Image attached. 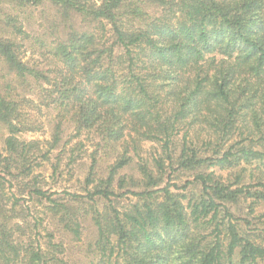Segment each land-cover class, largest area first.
Masks as SVG:
<instances>
[{
    "label": "trees",
    "instance_id": "1",
    "mask_svg": "<svg viewBox=\"0 0 264 264\" xmlns=\"http://www.w3.org/2000/svg\"><path fill=\"white\" fill-rule=\"evenodd\" d=\"M37 90L54 112L46 143L19 136L39 129L24 110ZM2 128L0 264H69L64 237L82 244L88 220L82 264H264L251 235L264 224V0H0ZM83 136L96 143L84 193L54 198L37 155ZM144 142L161 154L141 157ZM26 196L51 226L29 220Z\"/></svg>",
    "mask_w": 264,
    "mask_h": 264
},
{
    "label": "rangeland",
    "instance_id": "2",
    "mask_svg": "<svg viewBox=\"0 0 264 264\" xmlns=\"http://www.w3.org/2000/svg\"><path fill=\"white\" fill-rule=\"evenodd\" d=\"M38 14V13H37ZM37 59L38 55H34V57L31 56V53H27V58ZM40 92L37 90L32 94L28 95V98L30 100H35L36 104L32 105L30 107L25 106L24 110L28 112V118H31L39 125V129H33L31 131L24 132L20 134L19 136L21 139L27 140V141H35L39 140L42 142H45L47 140L51 139V132H52V126H51V120L54 116V112L49 109L48 107L44 106L42 104V99ZM6 130L2 128L0 130V146L3 148V137L6 134ZM72 133V132H71ZM70 133V135H71ZM81 142L83 144L82 149L80 151H76L74 153V156L80 155L77 163L70 164V157L72 155V145H74L75 142ZM176 142H180V140L176 139ZM95 142H92L89 137H81L79 139H76L72 144L68 146L66 150H62L61 148L58 150L53 151V153L50 155V158L48 160H43L40 158V155H37L39 161L42 163V166L40 168H37L35 173L39 176L40 185L43 186V188L47 191H49L51 194H54V198H64L66 196L65 192L68 193H77V194H83V182L88 174L89 166H90V154L94 151ZM44 146V143L42 147ZM46 149V148H44ZM114 152V151H113ZM162 152L161 145L159 143H153V142H144L141 147L140 155L144 159H151L155 156H159ZM111 154L108 157H105V160L102 161V166L106 167L108 163H111L113 161ZM36 157V156H35ZM61 160L60 165V176L59 174L54 177V168L53 163H57V161ZM225 177L229 175V171L224 172ZM191 174L187 172H178L174 176V183H177L179 185H183L187 180L192 179ZM172 182V183H173ZM130 197V196H129ZM27 202L26 204H30L32 206L33 214L31 217H29V220L32 221V223L35 222V220L39 219L42 221L41 226L39 227H49L51 226L50 223V216L47 217L45 213V209L43 208L42 204L38 203L37 201L32 202L29 200V198L25 197ZM126 199V198H125ZM123 200V199H122ZM124 203V201H123ZM264 212V208H259L256 215H259L260 213ZM238 213V212H237ZM238 216H241L240 214H237ZM82 227H85L84 233H83V243H89L90 241L94 240L96 237V229L94 228V225L91 221H85L82 225ZM254 231L251 232V235L254 236V239L258 242L264 245V233H262V229L264 230V224H260L257 221L256 227H251ZM43 234H45L44 231H42ZM65 242L68 243L66 247L65 254H62L61 257H66L69 262V264H82V262L88 263L89 256H87V253H85L84 247H81L82 244L80 243H74L70 242V239L68 237H64ZM72 239V238H71Z\"/></svg>",
    "mask_w": 264,
    "mask_h": 264
}]
</instances>
